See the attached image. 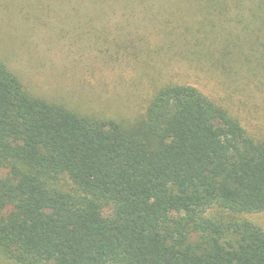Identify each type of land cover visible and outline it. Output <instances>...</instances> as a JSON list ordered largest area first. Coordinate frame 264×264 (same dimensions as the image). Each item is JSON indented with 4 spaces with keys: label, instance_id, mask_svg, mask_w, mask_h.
<instances>
[{
    "label": "trees",
    "instance_id": "16d2710c",
    "mask_svg": "<svg viewBox=\"0 0 264 264\" xmlns=\"http://www.w3.org/2000/svg\"><path fill=\"white\" fill-rule=\"evenodd\" d=\"M0 1L46 18L63 36L85 33L87 46L108 53L115 67L132 64L114 87L136 92L142 108L121 119L71 107L33 93L0 60V249L7 258L264 264V229L245 217L264 212V131L175 71L185 66L206 78L264 64V0ZM84 4L111 29L79 22ZM143 70L149 91L138 80Z\"/></svg>",
    "mask_w": 264,
    "mask_h": 264
},
{
    "label": "rangeland",
    "instance_id": "374dc122",
    "mask_svg": "<svg viewBox=\"0 0 264 264\" xmlns=\"http://www.w3.org/2000/svg\"><path fill=\"white\" fill-rule=\"evenodd\" d=\"M9 6L5 7L0 1V60L20 76L33 93L68 103L71 107L95 109L121 119L138 117L137 113L142 108L135 100L136 92L124 93L125 87H114L118 82H122L119 79L122 71L133 67L130 59L131 65L125 63L120 68L115 67L110 64L113 59L108 53H99L97 46H87L91 41L85 33L63 36L64 34L56 30L51 31L48 25L46 26L43 22L46 18L41 21L37 18H27L19 9L21 15L18 14L17 8L15 10ZM63 8L65 12H72L70 6ZM88 8H91L88 4L81 6L79 16L75 17L79 22L87 25L89 19L96 29H111L113 24L105 23L98 17L102 14L95 6L92 10ZM112 18V21L119 19ZM51 19L53 18L50 17ZM95 54H98V59ZM138 69L139 66L135 64V73ZM250 70V73L245 70L244 73L239 71L231 76L221 70L205 78L197 71L195 72L199 76L195 75L188 67H175V71L179 73L177 76L197 81L196 84L206 93L227 101L247 122L264 131V64L259 66L254 63L250 65ZM103 73L106 75V85L98 82ZM145 77L147 74L143 70L138 80L144 90L150 88L148 79H143ZM108 84L110 85L104 90L98 89ZM128 89L131 91L130 87ZM112 94L114 96L111 99L109 96ZM245 217L264 229V212L247 214ZM0 264L19 263L7 258L0 249Z\"/></svg>",
    "mask_w": 264,
    "mask_h": 264
}]
</instances>
